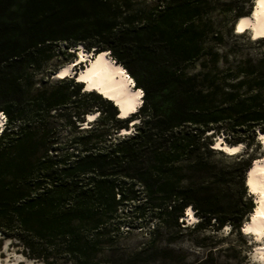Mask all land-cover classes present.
<instances>
[{
  "label": "trees",
  "instance_id": "16d2710c",
  "mask_svg": "<svg viewBox=\"0 0 264 264\" xmlns=\"http://www.w3.org/2000/svg\"><path fill=\"white\" fill-rule=\"evenodd\" d=\"M210 3L0 0L3 237L17 240L42 264H179L156 235L160 226L185 221L187 208L198 218L195 229L228 224L241 230L253 207L243 200L247 187L235 200L224 194L219 184L232 172L208 162L207 155L217 151L211 137L219 132L230 144L250 146L264 131V77L249 66L234 83L227 80L240 72L217 77L222 37L207 15ZM77 46L106 51L142 90L141 105L128 119L73 77L34 88L35 75L55 72L45 67L52 58L71 59L69 49ZM194 62L201 68L192 73ZM92 108L100 113L94 125L78 127ZM132 121V133L111 139L101 131L107 123L116 129ZM60 123L80 135L59 143ZM238 165L242 186L250 164ZM204 174L218 178L200 181ZM146 224L152 225L149 239L121 257L104 245L120 226Z\"/></svg>",
  "mask_w": 264,
  "mask_h": 264
},
{
  "label": "rangeland",
  "instance_id": "374dc122",
  "mask_svg": "<svg viewBox=\"0 0 264 264\" xmlns=\"http://www.w3.org/2000/svg\"><path fill=\"white\" fill-rule=\"evenodd\" d=\"M254 2L255 0H211L209 5L210 8L208 9L207 15L210 17V20L213 21L214 25L220 29L222 37L218 45L216 44L218 54L215 65L219 72L217 77H226L223 76V74L226 75L229 71H232V73L240 72L236 79L227 80V82L230 83H234L241 77H244L242 74L247 72L245 69L248 66L252 67L257 75L264 77V41H260L262 39L253 41L251 40V32L249 33V31H245L242 34H239L236 33L234 27L236 19L239 18L238 14L241 13L242 16L249 15L254 7ZM205 43L214 44V42ZM69 50L73 52L75 56L71 59L64 58L62 55L52 58L45 67L47 69L54 68L55 72L49 74V72L43 70L35 75L33 78L35 83L34 88L37 86L43 87L52 85L55 83L56 79L65 77H59L57 76V73L66 65H71V70L73 71V74L68 73L69 75H67V77H73L76 80L77 76H75V74L90 61L91 57L97 54L92 51H86L82 46H77L74 49ZM80 51L85 54L81 63L78 62ZM210 67L211 63L205 59L204 70H208ZM200 68L199 63L194 62L189 66L188 70L189 72L194 73L199 71ZM129 79L133 82L131 77ZM131 87L132 89H135L134 82ZM243 90L244 88L241 89L240 93H242ZM227 91L228 88L225 87L222 90V93H226ZM261 95H263L264 102V91H262ZM102 97L104 96L102 95ZM142 97L143 92L141 90V102ZM112 103L115 105L113 101ZM138 108L139 107H137V109ZM137 109L125 117L118 116L120 118L128 119L131 114L133 115L137 111ZM87 113H93V119L87 120L86 114L85 119L88 121V124L85 122L78 127H89L91 124L94 125L93 120L100 115L99 110H96L95 108H92ZM2 115L4 114L0 112L1 117ZM0 121L1 134L6 122L2 123V120ZM133 122L134 121L128 122L127 127L125 128L119 127L116 129L113 123H107L105 129H101V131L104 135H108V137L113 139L114 136L132 133ZM56 124H58V122H56ZM260 132L261 131H259V133ZM259 133H257V137L253 139L250 146H245V143H241L242 146L237 154H226L219 149L209 154L205 153L203 148L199 149V152H202L203 155L209 154L207 155L208 162L224 171L232 172L231 175L224 177L225 182L219 184V187L224 194L231 196L233 200L238 197L240 191L244 188L247 175L246 172L243 178V184L240 186L241 172L239 171L240 167L238 163L246 160L251 165L255 159L264 158V145L262 144V141L258 139ZM57 134L59 143H63L67 138L74 135H80L77 130L70 131L66 127L64 128L62 123L59 124V132H57ZM223 136L224 135L219 132V135H216L215 137L212 136L211 139L213 140V143H215L219 137L226 142L231 141V139H224ZM217 178H213L209 174H204L202 177L200 176L199 180L210 182L216 181ZM244 190L245 193L243 200H246L247 202L250 201L253 206L251 211H254L257 207L258 194L249 192V188ZM190 211H192L189 215L190 217H185L184 212L185 221L179 223V226H160L156 235V243L160 245V247L169 248L171 250V261H179V264H197L201 260L206 259L208 261L206 264H264L263 260L260 261V259H258L259 253L256 251L258 247L263 246L264 235L261 237V240H255V235H252L250 232L244 233L242 228L240 231L235 230L230 225H226L221 229H216V227L213 226H208L204 229H195L192 224L195 223L198 218L194 214L193 208L190 209ZM250 217L251 212L244 216L243 226L245 225L247 218ZM181 220L182 219L180 218L178 222ZM151 228L152 225L149 224H146L142 228L128 230H126V226H120L117 233H111L113 235H111L110 238H107L108 241L105 242L104 245L106 248L109 245L108 248L110 249L111 247V249L114 250L115 257H121L124 251L132 250L141 245V243L147 241L150 237ZM0 238V264H42L40 259L29 257L25 250H23L22 246L17 243V240L3 237L1 234ZM106 250L108 251V249H105L104 251L106 252Z\"/></svg>",
  "mask_w": 264,
  "mask_h": 264
},
{
  "label": "bare ground",
  "instance_id": "6f19581e",
  "mask_svg": "<svg viewBox=\"0 0 264 264\" xmlns=\"http://www.w3.org/2000/svg\"><path fill=\"white\" fill-rule=\"evenodd\" d=\"M234 27L236 33L249 31L256 38L264 37V0H255L251 13L246 16L240 15L236 19ZM84 56L85 54L80 51L79 60H83ZM68 73L73 74L71 65L62 67L58 71L57 76H67L69 75ZM75 76H77V81L84 82L86 90L96 91L113 101L118 108L117 112L120 117L127 116L141 104V90L139 88H131L133 82L129 79V75H127L121 65L108 56L106 51H100L91 57L90 61ZM86 118L87 120H92L93 113H87ZM258 139L264 145V131L258 134ZM241 146V143L230 144L220 137L215 143V147L226 154H237ZM245 186L249 188V192L257 193L258 196L257 207L254 211H251V217L247 218L243 231L253 232L255 240H261L264 235V158L255 159L253 164L249 166L245 178ZM191 212L190 209L187 210L189 215ZM256 251L259 253L258 259L264 262V242L263 246L258 247Z\"/></svg>",
  "mask_w": 264,
  "mask_h": 264
},
{
  "label": "built area",
  "instance_id": "2783aa9c",
  "mask_svg": "<svg viewBox=\"0 0 264 264\" xmlns=\"http://www.w3.org/2000/svg\"><path fill=\"white\" fill-rule=\"evenodd\" d=\"M1 119H2V123L6 122V121H5V120H6V118H5V116H4V115H2Z\"/></svg>",
  "mask_w": 264,
  "mask_h": 264
},
{
  "label": "clouds",
  "instance_id": "9594fccd",
  "mask_svg": "<svg viewBox=\"0 0 264 264\" xmlns=\"http://www.w3.org/2000/svg\"><path fill=\"white\" fill-rule=\"evenodd\" d=\"M240 34V33H239ZM242 34V33H241ZM128 75V74H127ZM2 120V119H1ZM189 209H191V208H189ZM185 217H186V211H185ZM189 219V218H188ZM244 224V223H243Z\"/></svg>",
  "mask_w": 264,
  "mask_h": 264
},
{
  "label": "water",
  "instance_id": "95a60500",
  "mask_svg": "<svg viewBox=\"0 0 264 264\" xmlns=\"http://www.w3.org/2000/svg\"><path fill=\"white\" fill-rule=\"evenodd\" d=\"M257 133H259V131Z\"/></svg>",
  "mask_w": 264,
  "mask_h": 264
}]
</instances>
